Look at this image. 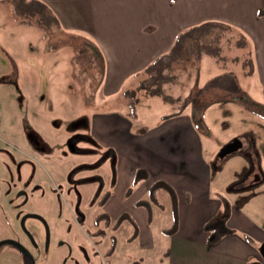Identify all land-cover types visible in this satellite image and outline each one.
<instances>
[{
	"label": "rangeland",
	"instance_id": "rangeland-1",
	"mask_svg": "<svg viewBox=\"0 0 264 264\" xmlns=\"http://www.w3.org/2000/svg\"><path fill=\"white\" fill-rule=\"evenodd\" d=\"M231 31L229 40L212 47L216 50L203 49L198 40L190 59L179 55L172 69L147 71L117 95L103 97V62L89 41L65 31L40 4L0 0V241L22 239L35 264L142 263L141 244L131 242L139 231L131 222L118 230L100 222L105 235H98L95 217L108 211L129 217L131 211H123L133 205L134 212L144 209L164 223L170 196L152 195V187L165 184L156 182L142 198L148 170L139 165L119 176L122 153L95 138L93 118L119 113L134 127L133 135H142L186 107L193 108V123L205 144L211 197L221 202L216 221L205 231L209 237L221 236L217 219H229L237 207L248 213L263 238L264 97L259 74L250 70L249 51L233 39L238 30ZM228 82L232 89L225 90L221 84ZM249 87L257 104L247 96ZM237 138L239 151L221 159L222 149ZM139 149H131L132 157L124 154L136 160ZM102 181L100 204L95 196ZM26 214L41 215L49 229L29 216L28 239L21 220ZM152 252L148 263L158 264V248ZM0 264H23V258L13 253Z\"/></svg>",
	"mask_w": 264,
	"mask_h": 264
},
{
	"label": "crops",
	"instance_id": "crops-1",
	"mask_svg": "<svg viewBox=\"0 0 264 264\" xmlns=\"http://www.w3.org/2000/svg\"><path fill=\"white\" fill-rule=\"evenodd\" d=\"M35 1L65 31L77 34L93 45L105 71L103 97L117 95L121 88L147 71L164 73L172 69V63L179 55L185 54V59H190L199 45L198 40L203 49L216 50L212 47H218L226 37L229 40L227 31L232 32V29L238 30L233 39H238V45L249 51L250 70L259 74L264 97V0ZM194 27L201 30L186 32ZM164 56L169 58H164L162 63L156 62ZM230 83L221 86L225 90L232 89ZM247 92L251 103L257 104L250 87ZM192 109L186 107L177 113L179 115L174 114L169 120L165 118L166 123L154 126L142 135H133L134 127L119 113H99L93 118L95 138L115 146L122 153L125 165L123 167V161L119 176H123L125 168L132 171L131 167L138 165L148 170L142 198L156 182L172 186L175 193L174 198L164 188L156 192V196L163 192L170 196L169 206L163 213L166 215L164 223L150 218L144 209V212L142 209L134 212L130 205L123 214L131 211L132 215L121 224L129 221L139 231L131 242L141 244L144 260L140 264H149L154 254L152 250L157 248L158 264H264V252L260 247L264 237L258 235L260 231L248 213L237 207L227 223L240 233L225 234L215 243L209 241L205 224L218 215L221 202L210 194V164L203 157L205 144L193 123ZM132 148H140V157L135 156L136 160L130 159ZM139 201L138 198L136 203ZM176 208L178 229L174 234H168L165 229L173 226ZM107 213L112 224L122 216ZM246 233L252 240L245 237Z\"/></svg>",
	"mask_w": 264,
	"mask_h": 264
},
{
	"label": "flooded vegetation",
	"instance_id": "flooded-vegetation-1",
	"mask_svg": "<svg viewBox=\"0 0 264 264\" xmlns=\"http://www.w3.org/2000/svg\"><path fill=\"white\" fill-rule=\"evenodd\" d=\"M20 167H21V165L18 166V168H20ZM20 177L22 179L23 176H20ZM26 178H28V177L26 176ZM86 181H88V180H86ZM28 182L29 181L27 179V182L25 184H27ZM105 186H106V184L104 183V181H102L100 189L96 192L95 201L98 200L97 202L100 204H103V199H100V200L98 199L100 196L99 194L102 193ZM107 193H108V191L105 192V196L107 195ZM97 194L99 195L98 197H97ZM27 201H28V196L25 195V199H24L23 203L25 204V203H27ZM105 213H107V212H105ZM103 214L97 215V217H95L96 221H97L98 217L103 215ZM29 216L37 218L45 227H47L49 229L46 220L43 219V217L41 215L26 214V215L22 216L21 220H22L23 232L26 234L27 238H28V236L30 237V234H32L31 230L26 225V221L29 218ZM84 218H85V216H84ZM100 222H102V223L104 222V224H105V221L101 220V219L99 220L98 223L95 222L96 227L98 229L96 233H98V231H100V232L104 233L103 235H105V231L99 227ZM112 226H113V224L111 223V225L107 226V227L112 228ZM98 235H100V234H98ZM30 242L32 244V248L38 247V245L34 242L33 239H30ZM13 253H16V255L17 254L21 255V257L23 258V264H35V258L33 255V251L31 250V248L27 244H25V242L22 239L9 237V238H6V239H3L2 241H0V260L3 259L4 257H8L9 255H12Z\"/></svg>",
	"mask_w": 264,
	"mask_h": 264
},
{
	"label": "trees",
	"instance_id": "trees-1",
	"mask_svg": "<svg viewBox=\"0 0 264 264\" xmlns=\"http://www.w3.org/2000/svg\"><path fill=\"white\" fill-rule=\"evenodd\" d=\"M32 4H40L38 1H35V0H32V2H31ZM201 29H200V27H194V28H192V29H189V30H187L186 32H198V31H200ZM185 32V33H186ZM184 35V34H183ZM182 36V35H181ZM164 58H169L168 56H164V57H161L158 61H156V62H163V59ZM153 68V67H152ZM151 68V69H152ZM142 177H144V176H138L137 178H138V181L142 178ZM161 188H164V189H166L167 191H169V192H171V194L173 195V197L175 198V193H174V190L169 186V185H167V184H163V183H160V184H157L156 186H154V187H152V189H151V194L152 195H156V192H157V190H159V189H161ZM176 202V201H175ZM141 204H142V202H141ZM228 215L225 217V219H220V220H218L217 219V224L219 225V228H218V230L219 231H222V234H221V236H223V235H225V234H229V233H232V231L230 230V227L228 226ZM104 220L105 221V224L107 225V226H110L111 225V223H112V220H111V217H110V215L108 214V213H104L103 215H101V216H99L98 217V219H97V221H96V223H98L99 222V220ZM127 219V217L126 216H124V217H121L119 220H118V222L117 223H115V224H113V226H112V229L113 230H115L116 228H117V226H119L124 220H126ZM216 221V218H213V219H211L210 221H208L206 224H205V230H207V229H209V226L211 225V223L213 222V221ZM214 221V222H215ZM177 229H178V211H177V208L174 210V223H173V226L171 227V228H169V229H165V232L166 233H168V234H174L176 231H177ZM97 234H104V233H102V232H100V231H98V233ZM221 236H218V234H214L213 236L212 235H210V243H215V242H217L218 240H219V238L221 237ZM115 241H116V239H115ZM115 249H116V244H115V242H114V244H112V246L108 249V252H107V254L108 255H110V254H112L114 251H115Z\"/></svg>",
	"mask_w": 264,
	"mask_h": 264
},
{
	"label": "water",
	"instance_id": "water-1",
	"mask_svg": "<svg viewBox=\"0 0 264 264\" xmlns=\"http://www.w3.org/2000/svg\"><path fill=\"white\" fill-rule=\"evenodd\" d=\"M241 147H242V141L239 138L233 140L232 142H230L229 144H227L222 149V151L220 153V158L223 159L225 156L239 151V149ZM263 252H264V249H263Z\"/></svg>",
	"mask_w": 264,
	"mask_h": 264
}]
</instances>
